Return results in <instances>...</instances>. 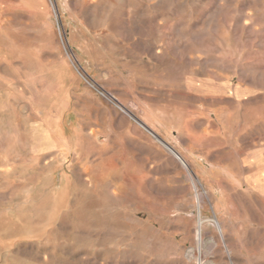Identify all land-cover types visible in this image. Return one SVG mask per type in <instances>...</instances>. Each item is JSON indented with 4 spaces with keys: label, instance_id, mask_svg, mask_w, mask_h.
Returning a JSON list of instances; mask_svg holds the SVG:
<instances>
[{
    "label": "rangeland",
    "instance_id": "374dc122",
    "mask_svg": "<svg viewBox=\"0 0 264 264\" xmlns=\"http://www.w3.org/2000/svg\"><path fill=\"white\" fill-rule=\"evenodd\" d=\"M0 264H264V0H0Z\"/></svg>",
    "mask_w": 264,
    "mask_h": 264
}]
</instances>
